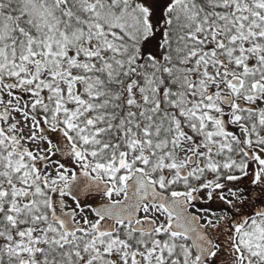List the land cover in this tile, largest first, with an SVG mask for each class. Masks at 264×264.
<instances>
[{
    "label": "snow or ice",
    "instance_id": "1",
    "mask_svg": "<svg viewBox=\"0 0 264 264\" xmlns=\"http://www.w3.org/2000/svg\"><path fill=\"white\" fill-rule=\"evenodd\" d=\"M0 264H264V0H0Z\"/></svg>",
    "mask_w": 264,
    "mask_h": 264
}]
</instances>
